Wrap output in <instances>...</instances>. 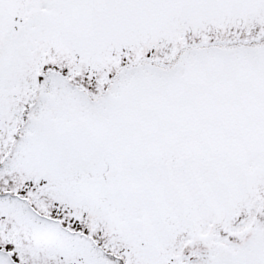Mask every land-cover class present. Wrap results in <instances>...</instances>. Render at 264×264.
Listing matches in <instances>:
<instances>
[{"label": "snow or ice", "instance_id": "6c2138e0", "mask_svg": "<svg viewBox=\"0 0 264 264\" xmlns=\"http://www.w3.org/2000/svg\"><path fill=\"white\" fill-rule=\"evenodd\" d=\"M0 264H264V0H0Z\"/></svg>", "mask_w": 264, "mask_h": 264}]
</instances>
